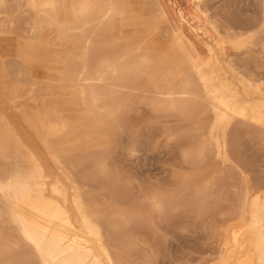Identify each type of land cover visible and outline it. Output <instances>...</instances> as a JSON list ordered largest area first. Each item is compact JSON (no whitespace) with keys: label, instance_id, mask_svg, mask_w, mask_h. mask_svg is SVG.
Instances as JSON below:
<instances>
[{"label":"bare ground","instance_id":"bare-ground-1","mask_svg":"<svg viewBox=\"0 0 264 264\" xmlns=\"http://www.w3.org/2000/svg\"><path fill=\"white\" fill-rule=\"evenodd\" d=\"M207 1L167 0L174 19L188 31L169 26L167 34L189 70L179 78H166V85L158 88L145 76L152 61L141 46L119 43L123 47L114 51V42L110 53L106 49V56H98L94 37L111 36L106 23L115 10L108 0H80V14L73 22L61 19L55 0H0V77L9 90L8 100L0 98V264H137L135 240L158 236L163 224H172L177 210L198 201L192 194L206 209L209 199L222 196V187L235 195L233 215L238 222L230 226L228 221L230 227L223 228L233 252L221 264H264V180L253 177L241 149L243 135H251L264 149V77L258 78L264 68V15L260 29L243 33L211 16ZM46 28L74 47L59 86L39 78L46 73L33 64L16 60L41 41ZM96 52L99 65L91 69L90 57ZM78 91L101 128L77 117L72 103ZM135 102L175 117L189 134L187 144L183 133L181 139L174 135L184 142L182 152L178 150L181 164L190 170L177 178L180 188L178 182L172 185L174 168L171 185H144L137 197L107 165L104 131L116 126L123 132L125 126L117 125L115 116L121 109L133 113L130 104ZM174 129L163 130L165 136ZM132 131L129 136L136 144L128 153L135 157L141 153L136 145H141ZM56 143L81 151L51 153ZM88 147L97 152L82 150ZM191 190L195 193L187 197ZM218 199L209 202L218 205Z\"/></svg>","mask_w":264,"mask_h":264},{"label":"rangeland","instance_id":"rangeland-1","mask_svg":"<svg viewBox=\"0 0 264 264\" xmlns=\"http://www.w3.org/2000/svg\"><path fill=\"white\" fill-rule=\"evenodd\" d=\"M108 1L111 7L115 10L114 13L116 12L117 13L112 14L111 17L112 19L110 17L107 19L108 23L106 24L108 25L110 24L109 26L108 25L107 26L111 27L109 29H111L112 32L110 31L111 36H109V33H107L106 35H108V37L110 38L107 37L106 39L105 38L106 36H103L101 38L103 34L96 36L97 38L94 37L95 43L96 44L98 43L97 46H99L98 56L102 58L103 56H106L108 53H110L109 52L110 48H112L111 44L114 42H117L114 43V47H113L114 51H116V50H120L123 47L120 45H125V44L131 45L133 43H138L142 41L143 42L142 44L144 45V52L152 59L151 65L148 69V78L152 84H156L157 82L160 81V72L163 69V67L166 66L167 64L175 63V61L181 59L180 54L177 53L178 50L173 43L171 33L169 32L170 34H167L168 31H170L171 27H175L176 29L183 28L184 32H188L186 27L183 26V24H180L178 20L174 19L172 14V9L168 5L167 0H108ZM206 3L210 5V6L207 5V7L208 9H211L209 10V14L211 16L214 17L216 16L218 20L226 21L228 24L232 25V27H234V29H236L237 31H241L243 33H248L247 31H249L250 34V33H255L256 30L260 29L259 27L261 26L260 24L261 19L264 18L263 17L264 0H232V1L208 0ZM220 5L222 6L220 7ZM154 7L155 10L157 9L158 10L157 11L153 10ZM260 12L263 13L259 14ZM253 21L254 23H252ZM243 30H245V32ZM260 35L263 36L262 38H264V33L263 35L260 33ZM103 39L105 41L101 43V40L103 41ZM107 40H109L107 42L108 44L106 43ZM119 43L121 44L119 45ZM37 45L38 44L35 43V45L31 46V49L29 51L20 54L18 56L19 58H16V60L19 62L25 61L26 64H33L36 70L46 73L48 80L52 81V85L54 84L59 86L64 84L63 77L66 74L68 66L70 65L69 59H71L70 56L72 57V53L74 51V47L72 43L65 38L59 37L55 34L49 35V33H47L42 44L44 49L36 60L35 55L37 54L36 53ZM105 50L108 51V53ZM96 57H97V52L93 53L90 57L89 65L91 69H95L99 65V61L96 62ZM262 62H264V59ZM260 73L262 75H259ZM261 76L264 77V68L258 73L259 79L263 78ZM14 77L15 79H19V75L17 73L14 74ZM2 79L3 78L0 77V98H4L8 100L9 90L8 89L5 90L2 87L3 85ZM261 81L264 82L263 79ZM75 97L76 98H74L73 100L72 107L77 113V117L79 118L83 116L84 119L86 118L87 120H91V121L95 120L94 118H96V116L94 115V113L91 112L90 107L86 103L83 94L80 91H78V95ZM139 105L140 104L137 105V102H135V104H130V108H132V111H134L131 114L130 111L121 109L119 112L120 114L118 113L117 116H115L117 118L116 124L119 126L123 124V126H125L124 127L125 130H123V132L122 130L119 131L115 129L117 128L116 126H114L113 130L108 128L107 130L104 131L106 136L105 146L109 148L108 150H106L107 154L106 153L104 154V159L106 160L107 165L111 168L112 174L116 175L117 176L116 179L118 180V182L123 185L122 187L128 189L133 195L137 197L143 192L144 190L143 187L145 188L146 185L150 187L152 186L151 184L165 185L166 182H169L171 178L170 177L171 173L174 174L175 172L174 168L176 170V174H175L176 177H174L173 175L170 182H172L174 178L175 180L177 178L181 179L180 177L185 175L186 174L185 172H187V174L190 173L189 168L186 167L185 165L183 166V164H181L182 160L180 159L182 158L181 152L184 143L181 142L180 144V139H181L180 137H182L181 133H183L182 138L185 137V139L189 134L187 132H184L185 130L180 129L181 127L179 128L180 124L178 119L172 116H168L165 113H161V114L155 113L154 111L150 110L149 107H146L147 105L146 106L142 105V107L141 105L140 106ZM162 114L164 115L160 116ZM127 116L129 118L132 116L129 120L130 122H128L129 118ZM167 116L170 119L169 121ZM172 118L174 121L172 120ZM162 120H164V122ZM93 123H94L93 128H97V127L101 128L100 126L101 124H98V122L96 123L93 121ZM125 123L127 126L125 125ZM170 127L172 129L175 128L174 131L171 134H169V136H165L166 135V132H164L165 129H171ZM131 131L133 132V135L137 133L136 135L139 137L138 139L141 145L139 147H138L139 144L136 145L137 149L141 151V153L139 152L140 155L139 153H137L135 157H130L129 154L130 153L129 148L130 147L134 148L133 143L136 144V140L135 141L131 140L132 138L129 136L130 135L129 132L131 133ZM66 133L67 132L65 131L64 136H66ZM174 135L179 136L180 139L175 137ZM251 137H252L251 135L242 136L243 139L241 138L242 139L241 149L245 154L243 155L247 160V164L250 167H252L250 171L253 170L254 173L251 172L252 175L254 174L253 177L256 178L258 176L259 177L262 176V179L264 180L263 178L264 149L261 146L259 147L257 141L253 137L252 138ZM173 138L175 140H178L179 143L178 141L175 142ZM187 140L188 139H186L185 141L186 144L188 142ZM128 141L130 145L128 144ZM86 142L88 143V141ZM176 143L180 144V146L177 145ZM179 147H181V152H179L178 150L180 149ZM72 148L73 147L71 144L69 145L67 144L65 145V147L64 146L58 147V143H56L52 145L51 153H57L59 151L61 152L81 151V149L71 150ZM82 150H87V152L91 151L92 153L97 152V150L90 147H88L87 149L82 148ZM257 150H259L258 153ZM179 154H181V156ZM136 159L137 161H135ZM138 159L140 161H138ZM137 162L139 163V165H137ZM167 172L170 174H168ZM118 174H120L119 177ZM167 177H169L168 178L169 180L167 179ZM165 179L168 181H165ZM179 179H177V181L174 180L172 182L173 184L169 182L170 185L172 184L173 186H175L176 182H178L177 186L180 185ZM121 180L124 182V184L123 182H121ZM169 183L166 184L165 187H168ZM173 188L176 189L175 187ZM179 188L178 190L176 189L178 192L180 191ZM225 188L226 187L221 188V192L223 193V194L221 193L222 194L221 197L220 195L216 194L217 195L216 196L217 198H215L216 201L220 197L218 199L219 200L218 205L212 204L213 201L215 202L214 198L209 199V201L210 200L212 201L211 203L209 201L207 202V208L210 206L209 209L207 208L204 209L205 204L202 205L201 203H199L201 201L197 199L199 197L195 195L196 193L193 192V190L189 191L187 197L192 196V199H194L193 197L195 196L197 198L194 199L193 201L198 200L197 202L191 205L189 203L192 202L190 201L191 198L188 199L189 202L187 199H183L182 201L183 203H185V200H187V203L193 206L192 211L190 209L191 206L190 205L187 206L190 210L189 214L187 213L189 212L188 208L183 207V209L186 208V210L184 209L185 211H183L182 208L180 207L182 211L181 210L176 211L177 214L175 213L174 216L175 218L170 226L167 224L162 225L163 231L158 236L144 237V240L148 241V243L145 241L141 242L139 240H135L134 256L136 259L138 258L136 263L137 264H143V263L144 264H176V263L177 264H221V262L225 259L224 257L227 258V256L233 250L228 246V244L224 240V235H223L224 230L231 223L232 224L230 226L235 225L238 222L236 219H234V215H233L235 213L234 209L236 205V202L234 203V201L236 200V198H234L235 195L231 191L233 195L232 197L230 191H228L231 189H227V188L225 189ZM226 191H228V193H226ZM189 193L190 194L195 193V194H192L190 196ZM223 195H224V199H223ZM185 204H183V206ZM198 205L199 206L201 205L202 209L204 210L201 209L200 211V207H198ZM221 208L223 209V211ZM197 209L198 211H196ZM228 221H230L231 223ZM172 226L174 228H172ZM185 226L187 227L186 228L187 230L185 229ZM213 227L214 229H212ZM184 231H188V234L187 232ZM161 235H163L164 238H162L163 236ZM171 235H174V237H172ZM165 237L167 239H165ZM166 240L170 241L168 242L169 244L165 243L167 242ZM208 251H210V253ZM239 257H241V254ZM236 258H238L237 255Z\"/></svg>","mask_w":264,"mask_h":264},{"label":"crops","instance_id":"crops-1","mask_svg":"<svg viewBox=\"0 0 264 264\" xmlns=\"http://www.w3.org/2000/svg\"><path fill=\"white\" fill-rule=\"evenodd\" d=\"M79 1L80 0H55L58 12H59L60 16L62 17L61 19L65 20V21L73 22L75 20L76 16L78 14H80ZM110 7H111V5H110ZM47 33H49V35H52V34L57 35V33L53 30H50L48 28L44 29L41 41L38 43V45L36 47V49H37V51H36L37 54L35 55L36 60L40 56L41 52L44 49L42 44H43L44 38H45ZM142 43L143 42L140 41L138 43H133L129 46L132 49H135L137 46H141L143 53L152 61V59L144 52V45ZM177 50H178V48H177ZM2 53H3V47H2L1 41H0V60H1ZM177 53L180 54L181 59H178L177 61H175V63L167 64L166 66H164L160 72V81L157 82L156 84H152L148 78V69L150 66L145 70V76L148 79V81L151 83V85H153L154 87L162 88L163 86L166 85V83H165L166 78H168V77L171 79L172 78H179L180 76H182L183 73H185L186 71L189 70V66L187 64L186 58L183 56V54L179 50ZM39 78L46 79L47 77L45 74V76L41 75Z\"/></svg>","mask_w":264,"mask_h":264}]
</instances>
